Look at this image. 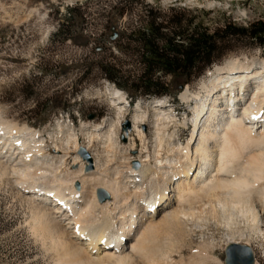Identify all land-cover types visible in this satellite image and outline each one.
Segmentation results:
<instances>
[{"label":"rangeland","instance_id":"obj_1","mask_svg":"<svg viewBox=\"0 0 264 264\" xmlns=\"http://www.w3.org/2000/svg\"><path fill=\"white\" fill-rule=\"evenodd\" d=\"M147 5L165 10L184 8L195 11L193 15L208 12L205 23L212 29L226 21L239 26L264 21V0H0V121L39 131L44 141L45 158L54 159L55 166H60L61 156L63 162L68 163L58 169L61 174L69 169L77 170L83 163L94 170L99 159L100 163H105L107 173L113 175L115 168L120 172L128 163H138L141 152L147 149L154 165L158 111L161 115L172 114V108L180 111L179 115L162 121L169 127L165 133L176 129L177 134H171L173 143L185 146L191 137L195 108L202 101L184 103L186 100H182L181 95L188 88L187 95H193L191 99L197 94L203 95L200 83L210 81L209 69L184 88H178L179 78L167 77L170 93L156 99L170 106L160 103L153 109L143 104L134 112L122 111V102L117 104L116 99H112L115 89L129 99L132 92L109 81L100 69L101 64L114 65L122 79L139 72L140 56L123 51L119 46L126 43L123 35L143 26ZM60 28L63 34L58 33ZM114 34L116 39L111 40ZM229 59L264 61V46H231L228 54L210 70ZM261 66L254 67L260 70ZM254 67L245 77L237 72L223 77L217 88L216 105H221L218 101H226L222 99L221 90L239 89L237 86L241 84L246 86L235 93L240 99L236 105L250 99V88L264 79L252 76ZM143 99L146 98L138 96L135 101ZM240 112L241 109H237L235 113ZM135 115L143 116L144 120H137ZM97 124L107 127L101 130L99 137L92 139L90 132ZM135 126L146 135L145 143L138 140ZM109 129L113 130L112 138L117 143L114 148L105 140ZM253 154L257 155L260 169L247 175L250 183L247 192H240V196L227 190L218 195L204 193L195 212L183 219L163 220L162 210L157 213V219L162 220L161 228L149 245L162 262L166 259L164 264H224L225 250L231 246V241L249 245L255 255V264H264V237L254 231L253 217L244 215L249 203L239 202L242 199L249 202L255 190L264 187V157L257 151ZM245 156L240 161L243 165ZM3 167L0 164V264H67L63 250L55 244V229L52 234L41 230L48 226H41L37 220L39 216L32 201H38L19 189L18 181L22 177ZM101 191H96L97 199ZM37 194L45 195L43 192ZM165 195L168 197L170 193Z\"/></svg>","mask_w":264,"mask_h":264},{"label":"bare ground","instance_id":"obj_2","mask_svg":"<svg viewBox=\"0 0 264 264\" xmlns=\"http://www.w3.org/2000/svg\"><path fill=\"white\" fill-rule=\"evenodd\" d=\"M257 64L262 65L260 70L254 67ZM251 67H254L252 76L258 75L254 78H264L263 60L242 62L229 59L225 64L208 70L211 71V77H208L210 81L200 83L203 95L197 94L191 99L193 95H187L189 88L181 95V99L186 100L184 103L202 101L195 108L193 130L185 146L173 143L171 134L176 133V129L165 133L169 127L162 121L172 115H161L158 111V123L154 131L157 144L154 165L146 148L144 153L141 152L138 163H128L127 168L120 171L124 172L123 175L116 168L113 175H109L105 163H100L99 159L94 170L88 169L83 163L77 170L69 169L61 174L58 169L68 163L63 162L61 156L58 159L60 166L57 167L53 164L54 159L45 158L44 141L39 131L28 127L17 128L16 125L10 126L0 121V164L10 173L22 177L18 181L19 189L29 192L38 189V193L45 194L41 197L46 202L32 201L39 216L37 220L41 226H48L44 230L42 227V231L52 234L55 229V244L63 250L67 264H164L166 259L162 262L154 253L156 250L153 251L149 245L153 235L161 228L162 220L157 219V213L162 210L163 220L185 218L195 212L196 204L204 193L218 195L220 191L227 190L240 196V192H247L250 184L247 175L260 169L257 155L253 152L257 151L258 155L264 157V128H251L247 122V119L264 112V79L255 88L249 89L250 99L239 106L236 103L240 99L235 94L231 97L233 106H223L220 103L222 100H217V104L221 105H216L215 100L223 77L236 72L245 77ZM230 69L235 72H229ZM261 83L262 86L259 85ZM113 93L115 103L124 104L120 91L115 89ZM237 109H241L238 114L235 113ZM170 111L175 112L173 108ZM135 118L144 120L141 115H135ZM106 127L103 124L95 125L90 138L99 137L101 130ZM135 129L138 140L145 143L146 135L139 127L135 126ZM112 131L108 130L105 140L114 148L117 143L112 138ZM243 156L245 165L240 162ZM76 161L77 158L73 163ZM97 190L104 191L108 198L103 201L97 199ZM263 190L261 186L255 190V196L249 202L242 196L239 202L249 203V210L244 215L253 217L254 231L264 237ZM167 192L170 193L168 197L165 195ZM56 200L63 207L49 205L55 204ZM120 238L124 239V244L116 246L119 251L110 250L109 245L117 244ZM232 244L239 245V242H229V245L234 246Z\"/></svg>","mask_w":264,"mask_h":264},{"label":"trees","instance_id":"obj_3","mask_svg":"<svg viewBox=\"0 0 264 264\" xmlns=\"http://www.w3.org/2000/svg\"><path fill=\"white\" fill-rule=\"evenodd\" d=\"M194 12L147 5L143 26L123 35L126 43L119 46L123 51L140 56L139 72L122 79L114 65L101 64L104 76L120 88L131 91L132 100L138 96L161 97L170 93L167 77L179 78L178 88H184L220 62L231 46H264V21L246 26L226 21L212 29L205 23L208 12L193 15ZM58 33L64 31L60 28Z\"/></svg>","mask_w":264,"mask_h":264},{"label":"water","instance_id":"obj_4","mask_svg":"<svg viewBox=\"0 0 264 264\" xmlns=\"http://www.w3.org/2000/svg\"><path fill=\"white\" fill-rule=\"evenodd\" d=\"M116 34L111 36V40L116 39ZM98 197L101 201L106 200L108 195L105 192H99ZM224 264H255V255L249 247L234 245L225 250Z\"/></svg>","mask_w":264,"mask_h":264}]
</instances>
